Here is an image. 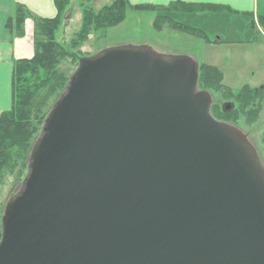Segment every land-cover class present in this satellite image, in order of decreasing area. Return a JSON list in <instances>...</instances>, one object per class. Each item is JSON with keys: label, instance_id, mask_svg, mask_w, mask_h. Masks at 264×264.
<instances>
[{"label": "water", "instance_id": "obj_1", "mask_svg": "<svg viewBox=\"0 0 264 264\" xmlns=\"http://www.w3.org/2000/svg\"><path fill=\"white\" fill-rule=\"evenodd\" d=\"M198 84L189 55L80 58L5 204L0 264H264V165Z\"/></svg>", "mask_w": 264, "mask_h": 264}, {"label": "trees", "instance_id": "obj_2", "mask_svg": "<svg viewBox=\"0 0 264 264\" xmlns=\"http://www.w3.org/2000/svg\"><path fill=\"white\" fill-rule=\"evenodd\" d=\"M71 0H55L58 15L54 18H41L34 15L22 4H17L14 14L8 19L6 28L13 37H23L26 33V21H34L35 54L32 58L18 59L13 69L12 108L0 115V188L12 178V185L22 183L28 172V159L34 142L40 134L44 121L55 101L64 92L70 76L79 63V49L90 36L104 32L123 23L127 12H156L154 28L161 31L165 26L193 38L209 42L207 34L199 28L177 21L171 12L189 14L200 11H220L216 5L195 4L176 1L167 6L131 5L128 0H115L99 10L86 7L82 14L79 31L71 40L56 39V32L64 20V13ZM218 42V41H212ZM202 85L207 88L221 86L222 72L211 65H202L199 69ZM262 94L261 90L246 85L237 98L243 107L254 102ZM233 109L224 110L217 116L219 120L235 123ZM264 165V160H262ZM5 202H0V239L2 235V215Z\"/></svg>", "mask_w": 264, "mask_h": 264}, {"label": "rangeland", "instance_id": "obj_3", "mask_svg": "<svg viewBox=\"0 0 264 264\" xmlns=\"http://www.w3.org/2000/svg\"><path fill=\"white\" fill-rule=\"evenodd\" d=\"M115 0H71L64 13V20L56 32V39L71 40L79 31L83 10L91 7L99 10L112 4ZM156 12L128 11L126 20L104 32L92 34L79 49V57L92 56L99 51L119 46H147L166 55H189L200 66L211 65L223 74L221 86L207 88L202 85L199 76V90H207L212 95L211 113L218 118L227 104H232L235 123L257 149L264 160V26L249 25L246 19L231 17L219 13L218 18L208 21L189 17L187 14L171 15L184 24L202 29L210 39L193 38L173 29L164 27L161 31L153 27ZM188 17H187V16ZM186 17V18H185ZM232 23H228L229 21ZM219 40L220 42H212ZM250 86L251 89H263L262 94L253 103L243 107L237 95L240 90ZM227 122V121H226ZM230 123V122H228ZM19 185H12V178L7 185L0 188V202H7Z\"/></svg>", "mask_w": 264, "mask_h": 264}, {"label": "crops", "instance_id": "obj_4", "mask_svg": "<svg viewBox=\"0 0 264 264\" xmlns=\"http://www.w3.org/2000/svg\"><path fill=\"white\" fill-rule=\"evenodd\" d=\"M176 1L216 5L222 8L220 11L207 10L189 13L187 14L189 17L206 19L205 21L212 18L214 21L219 13H224L231 17L246 19V22L253 27L259 24L264 26V0H128L131 5L154 6H167ZM17 4L24 5L34 15L41 18H54L58 15L55 0H0V115L12 108L14 62L18 59L32 58L35 54L34 21L32 19L26 21V33L23 37H13L6 28V23L14 14Z\"/></svg>", "mask_w": 264, "mask_h": 264}]
</instances>
